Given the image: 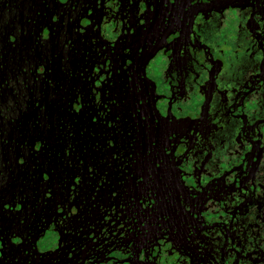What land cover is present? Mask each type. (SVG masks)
Listing matches in <instances>:
<instances>
[{
	"label": "flooded vegetation",
	"instance_id": "flooded-vegetation-1",
	"mask_svg": "<svg viewBox=\"0 0 264 264\" xmlns=\"http://www.w3.org/2000/svg\"><path fill=\"white\" fill-rule=\"evenodd\" d=\"M0 264H264V0H0Z\"/></svg>",
	"mask_w": 264,
	"mask_h": 264
}]
</instances>
